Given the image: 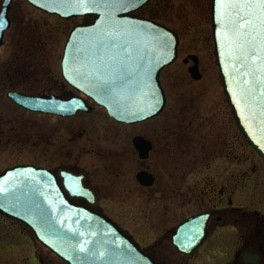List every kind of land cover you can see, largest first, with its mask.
<instances>
[{"label":"rangeland","instance_id":"rangeland-1","mask_svg":"<svg viewBox=\"0 0 264 264\" xmlns=\"http://www.w3.org/2000/svg\"><path fill=\"white\" fill-rule=\"evenodd\" d=\"M12 10L14 25L0 52V172L27 163L86 169L90 183L99 189L103 212L146 246L194 211L195 205L183 204L180 198L179 213H173L175 204L171 198H161L158 184L145 187L138 182L141 169L155 173L159 182L170 181L174 169L162 171L142 161L133 138L143 134L157 142L161 128H197L209 117L211 123L203 132L216 137L213 134L220 127L224 145L212 148L208 163L180 168L179 177L193 184L205 175H237V203L264 212V160L241 133L224 91L213 41L212 0H151L140 10L181 34L182 57L188 51L198 53L203 77L193 79L181 57L161 74L169 89L166 109L158 117L134 124L115 120L96 104L92 112L59 117L11 101L6 95L11 89L78 93L62 75L61 58L69 32L79 21L43 11L27 0H15ZM192 112L199 118L190 124L191 117H184ZM164 250L171 252V248ZM201 251V256L212 254L209 248ZM201 260L195 259L194 264ZM0 264L68 263L39 242L24 223L0 213Z\"/></svg>","mask_w":264,"mask_h":264},{"label":"water","instance_id":"water-1","mask_svg":"<svg viewBox=\"0 0 264 264\" xmlns=\"http://www.w3.org/2000/svg\"><path fill=\"white\" fill-rule=\"evenodd\" d=\"M11 1L5 0L0 14V45L10 25ZM28 1L63 18L94 17L73 27L62 56L63 76L84 95L12 90L8 92L12 100L32 111L71 116L93 111L88 97L127 123L145 121L164 110L167 97L161 72L178 57L179 35L166 24L135 13L150 0ZM212 19L225 93L240 131L264 158V9L258 0H212ZM190 70L200 79L197 65ZM134 145L142 158L152 148L141 135L134 138ZM60 174L71 194L97 201L85 174L65 169ZM137 179L150 186L155 176L143 169ZM0 212L25 223L69 264H160L109 216L73 201L58 174L47 167L18 164L0 172ZM192 221L182 224L180 231ZM174 242L183 252L194 249Z\"/></svg>","mask_w":264,"mask_h":264},{"label":"flooded vegetation","instance_id":"flooded-vegetation-1","mask_svg":"<svg viewBox=\"0 0 264 264\" xmlns=\"http://www.w3.org/2000/svg\"><path fill=\"white\" fill-rule=\"evenodd\" d=\"M4 1L5 0H0V12L3 9ZM14 2L15 0L12 1L9 8L11 24L9 28L5 30L0 45V52L4 49L6 44L8 31L14 25V16L12 14ZM73 19H77L79 20L78 22H81L88 20L89 17H77ZM179 36V53L176 61L182 57L183 53V48L181 46L182 37L180 33ZM18 49L19 48L16 50L18 51ZM176 61L174 63H176ZM182 61L188 65V70L192 77L193 75L190 69L195 65H197L198 71L201 73L200 79L203 77L201 57L198 53L188 51L182 57ZM2 71L3 67L0 65V85L3 84ZM193 79L196 81L200 80L194 77ZM162 84L166 92L168 104L169 89L163 80ZM9 91L10 90H8L7 93ZM22 92L36 95L43 93H56L68 96L73 94H68L65 91L61 92V90L43 91L41 93L26 92L22 90ZM162 113L163 112L159 115ZM198 114L199 113L197 112H192L190 115L187 114L184 119L191 117L190 124H193V122H195L194 119L199 118ZM208 123H211V118L209 117L205 118L203 122H199L197 128L189 126L185 128L184 125V127L180 129L178 128V130L174 128H161L157 139L158 144L146 135L138 134L152 142V148L150 149L148 156L141 158L142 161L147 163L150 162L151 164L158 166L162 171L164 168L167 169L171 167L174 169L173 172H171L170 179L168 178L170 181L159 182L157 175L145 168V170L154 174V184H158V193L161 198L172 199L173 204H175L173 213H179L180 198L184 200L183 204L193 203L195 205L194 211L192 210L190 213L184 214L181 219H178V222L170 228L165 229L157 239L149 245L142 246L160 264H194L195 259L203 260H201L199 264H264V212L257 208H250L237 203L239 176H226L221 172L218 176L214 177L210 175L202 176L197 180L198 182H194L193 184H187L184 180L185 177H179L180 168L197 167L200 166V164L204 165L205 163H208L212 148L214 147L213 149L216 150L221 144L224 145V135L220 127L215 129L217 132L213 135L216 137H212L203 132V130L208 127ZM233 162L234 161H231L230 163L232 164ZM51 169L58 174H60V169L72 171L76 174H85V183L88 186H91L97 194V203H91L83 196L71 195L66 188L65 190L77 203L103 211L99 206V189L90 183V175L86 169H78L65 164L60 165L58 168ZM62 179L63 178L60 177L61 182ZM154 184L150 186H153ZM141 185L150 187L143 184ZM192 218L193 221L187 227V230L180 231V226ZM198 240H200V242L196 244V241ZM174 241L181 243V246L194 247V249L191 253L183 252L179 250L178 245ZM164 248H171V252H167ZM204 248H209L210 253L212 254L201 256V250Z\"/></svg>","mask_w":264,"mask_h":264},{"label":"snow or ice","instance_id":"snow-or-ice-1","mask_svg":"<svg viewBox=\"0 0 264 264\" xmlns=\"http://www.w3.org/2000/svg\"><path fill=\"white\" fill-rule=\"evenodd\" d=\"M259 6L264 9V0H258ZM0 27H3V25H0Z\"/></svg>","mask_w":264,"mask_h":264}]
</instances>
